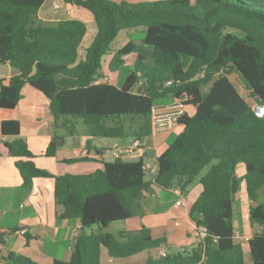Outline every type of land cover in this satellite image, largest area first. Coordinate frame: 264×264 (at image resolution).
Segmentation results:
<instances>
[{
    "label": "trees",
    "instance_id": "16d2710c",
    "mask_svg": "<svg viewBox=\"0 0 264 264\" xmlns=\"http://www.w3.org/2000/svg\"><path fill=\"white\" fill-rule=\"evenodd\" d=\"M65 1L93 14L96 33L83 53L78 52L86 32L83 21L45 23L37 17L44 0H0V63L17 71L7 83L0 80V108H13L29 84L48 98L54 127L73 134L76 121L82 122L88 151L92 138L148 135L158 99H181L195 111L178 116L182 130L156 157L150 177L146 148L136 160L116 156L100 160L101 169L55 175L31 160L18 137L19 122L2 121V134L14 137L5 145L16 158L22 186L29 187L34 177H52L60 217L80 222L70 258L52 264H100L102 246L111 257L161 248L165 238L152 237L144 225L118 237L106 228L140 215L142 192L153 185H176L186 194L205 167L189 216L206 228V235L189 249L150 256L142 264H246L242 243L235 239L233 207L242 183L255 228L247 240L249 255L252 264H264V115L256 117L252 110L254 103L264 105V0ZM139 26L144 27L143 43L152 47L151 57L138 53L118 85L100 82L102 57L113 51L119 31ZM135 48L130 40L115 49L109 71L123 66ZM233 73L243 80L245 96L231 81ZM55 149L50 142L45 154L52 156ZM239 163L244 165L241 176L235 171ZM0 264L39 263L8 251Z\"/></svg>",
    "mask_w": 264,
    "mask_h": 264
},
{
    "label": "crops",
    "instance_id": "0c3cea01",
    "mask_svg": "<svg viewBox=\"0 0 264 264\" xmlns=\"http://www.w3.org/2000/svg\"><path fill=\"white\" fill-rule=\"evenodd\" d=\"M112 1L135 3L158 0ZM37 17L49 24L64 19L83 21L86 25V32L78 50L79 53H83L89 46L96 33L93 14L88 9L65 0H44L38 10ZM89 32L90 35H88ZM85 38H87L86 45H83ZM128 41L130 39L126 37L124 44ZM120 47L121 45H116L113 51ZM113 51L106 54L108 55V58L105 59L107 67ZM133 58L131 59L130 54L125 64L130 62L129 64L133 65L135 60ZM118 70L110 72L109 69L106 71L101 67L102 77L99 78V81L118 85L114 81ZM0 72L5 73L0 76V80L4 83H7L11 76L17 74V71L7 62L3 69L0 68ZM174 111H182L192 115L195 108L190 105L181 106L176 99L169 96L156 100L152 107L150 132L141 138V142L147 146L144 161L148 162L151 167L148 177L156 170V157L165 150L182 130L181 125L174 123L170 129L153 132V117L158 113ZM5 120L19 122L18 137L26 142L32 153L31 160L37 167L46 169L55 175L64 173L80 174L101 169L100 160L112 161L116 156H120L124 160H136L141 155L142 149L128 151L121 155L114 153V150L119 146H128L131 143L134 137L130 136L128 139H124V137L92 138V148L88 151L86 140L89 137L85 126L83 125L81 130H76L75 125L73 134H66L63 126L54 127L48 98L43 92L29 84H25L21 88L20 98L13 108H0V233H2L0 238V260L8 251H13L28 256L39 264H52L55 259L66 261L70 258L74 239L80 231V222L78 219L60 217L62 208L56 205L54 200V179L52 177H34L29 187L22 186L21 176L15 167L16 158L9 154L5 145L6 141H10L14 137L4 135L1 131V123ZM54 134L64 138L61 145H56L53 142ZM50 142L55 144L56 149L52 156H47L45 151ZM95 148L100 150L99 154L95 152ZM82 156H88L90 159L75 162L66 161ZM152 159L154 163H151ZM201 190L202 185L200 183L196 184L194 195L191 196L190 190L186 194H182L176 185L166 189L153 185L152 190L142 192L143 195L140 200L141 214L117 221L122 222L123 225L113 235L118 237L120 232L136 231L144 225L150 229L152 237L165 238V244L161 248L166 251H169V249L171 251L189 249L195 243L194 229L196 227L189 216V209ZM153 191H157L155 196L151 195ZM164 192L172 195L173 198L163 201L161 196ZM239 192H244L246 195L244 183L241 184L236 195ZM181 197L182 203L176 205L175 202ZM248 203L250 204L249 200ZM133 218H136V221H133ZM236 224L237 222L235 223V239L238 237L239 227ZM251 228L253 231L250 235L244 232L240 238L250 237L255 231L254 227ZM20 231H24V233H20ZM240 242L244 249L246 264H252L251 261L248 262L250 255L247 241L241 240ZM243 242L246 244L244 245ZM159 249L144 250L126 257H111L107 249L102 246L100 247V264H142L148 257H156Z\"/></svg>",
    "mask_w": 264,
    "mask_h": 264
},
{
    "label": "rangeland",
    "instance_id": "374dc122",
    "mask_svg": "<svg viewBox=\"0 0 264 264\" xmlns=\"http://www.w3.org/2000/svg\"><path fill=\"white\" fill-rule=\"evenodd\" d=\"M88 35H90V32L88 33ZM129 38L131 41H133L136 44V48L133 51V53L131 54V59H135L136 55L138 53H146L151 57L152 54V47L150 45H146L143 43V37H144V27L139 26L137 28H124L121 30V32L118 34V36L115 38V40L112 43V48H114L116 45H121L123 46L125 39ZM87 38L84 39L83 45H86V40ZM108 58V55H104L102 57L101 60V67L103 69H105L106 71H108V67H107V63L106 60ZM130 63V62H129ZM125 64L123 66H121L117 72V76L116 78L114 77V81L116 82V84H119V82L122 80V78L130 72V70L132 69V64ZM231 81L234 83V85L236 86V88L239 90V92L245 96V84L243 82V80L235 73L230 75ZM125 123H128V120H125ZM76 125V130H81L83 128V124L82 122L79 120ZM130 138V136H125L124 139H128ZM207 170V167H205L202 170V173L205 172ZM236 174L238 176H241L243 174L244 171V165L243 163H239L236 166ZM201 173V174H202ZM200 174V175H201ZM200 175L196 176L193 180V182L191 183V185L189 186V190L192 191L191 196L194 195V187L196 184L199 183V177ZM243 191V190H242ZM168 198H173L172 195H168L167 192H164L161 196V199L163 201H165ZM233 207H234V216L236 218V222H237V226L238 227V237L236 238V240H243L245 241V239H241L240 237L244 234V232H246L247 235H250L252 233V228L250 225V221L248 219V209H249V203L247 200V196L245 195V193L243 192H239L238 195H236V199L233 203ZM133 221H136V218H133ZM123 224L122 222H112L110 223V225L107 228V231L115 234L117 229H119V227H121ZM97 226L93 225L92 229H96ZM244 238V237H243ZM244 245L246 244L245 242H243ZM183 248V247H182ZM171 250V249H169ZM250 260L248 261L250 263L251 258H249Z\"/></svg>",
    "mask_w": 264,
    "mask_h": 264
},
{
    "label": "built area",
    "instance_id": "2783aa9c",
    "mask_svg": "<svg viewBox=\"0 0 264 264\" xmlns=\"http://www.w3.org/2000/svg\"><path fill=\"white\" fill-rule=\"evenodd\" d=\"M107 80V78H105ZM179 105H184L183 100L178 99L176 100ZM252 110L254 112V115L256 117H262L264 115V105L259 103H254L252 105ZM182 111H174V112H163L158 113L153 117L152 120V130L153 132L162 131L166 129H170L174 123H176V120L180 114H182ZM147 148L145 144L141 142V139H133L131 143L128 146H119L114 150V153L116 155H121L123 153H126L128 151L137 150V149ZM157 191L151 192L152 196H155ZM176 205H180L182 203V197L175 202ZM20 233H24V231H20ZM206 235V228L204 226H196L194 229V241L199 242L203 239V237ZM249 237L244 238L246 241ZM166 253V250L164 248H160L158 250L159 256H164Z\"/></svg>",
    "mask_w": 264,
    "mask_h": 264
},
{
    "label": "water",
    "instance_id": "95a60500",
    "mask_svg": "<svg viewBox=\"0 0 264 264\" xmlns=\"http://www.w3.org/2000/svg\"><path fill=\"white\" fill-rule=\"evenodd\" d=\"M4 66H6V62H4V63H0V68H4ZM5 73H2V72H0V76H3ZM140 89H141V87H138V92H140ZM54 133V132H53ZM53 142L56 144V145H61L62 143H63V140H64V138L62 137V136H59V135H55L54 134V136H53ZM151 163H154V160L152 159L151 160ZM235 223H236V221H235Z\"/></svg>",
    "mask_w": 264,
    "mask_h": 264
}]
</instances>
